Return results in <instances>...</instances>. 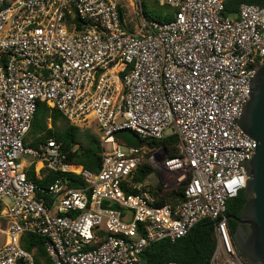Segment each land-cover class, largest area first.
<instances>
[{
	"label": "built area",
	"instance_id": "obj_1",
	"mask_svg": "<svg viewBox=\"0 0 264 264\" xmlns=\"http://www.w3.org/2000/svg\"><path fill=\"white\" fill-rule=\"evenodd\" d=\"M144 1L0 0V204L9 201L0 264H34L19 245L25 234L44 239L50 264H137L149 245L184 237L203 219L213 223L209 264H252L225 217L246 185L238 163L255 150L235 123L264 61V7L242 4L230 17L222 0H158L173 10L159 22L145 17ZM125 4L136 31L124 28ZM39 102L97 133L98 172L67 163L52 139L24 144ZM170 135L174 159L152 144ZM23 158L59 176L38 185ZM143 163L162 178V195L184 184L183 198L160 204L135 179Z\"/></svg>",
	"mask_w": 264,
	"mask_h": 264
},
{
	"label": "trees",
	"instance_id": "obj_2",
	"mask_svg": "<svg viewBox=\"0 0 264 264\" xmlns=\"http://www.w3.org/2000/svg\"><path fill=\"white\" fill-rule=\"evenodd\" d=\"M222 1L224 4V16H236L242 4L264 7V0ZM143 13L148 19L159 22H167L173 18L172 9L167 12L153 13L143 7ZM48 121L51 123L50 128L47 125ZM58 122L62 124L58 125ZM29 133L34 135L35 138L30 143H25L24 141L26 146L36 148L46 139H52L60 144L61 152L65 155L67 163L81 165L86 170L98 172L101 161L99 137L90 129H80L70 125L59 112L49 109L45 103H37ZM152 144L156 147H161L165 151L167 159H174L179 156L178 139L175 135L167 136L160 141H154ZM152 173L153 169L147 163H143L137 169L135 179L138 182H144ZM58 176V173H48L47 179L44 181H38L35 178L30 179L38 185H49L48 182H52ZM68 177L71 187H84L85 183L80 177L72 175H68ZM183 187L184 184L162 195L160 186L154 188V192L159 196L160 204L176 202L183 198ZM37 198L40 199L42 197L37 195ZM243 201L244 195L242 191L235 198L229 200L226 205L227 216L238 217ZM228 225L231 233H233L236 226L235 222L228 219ZM19 245L23 250L32 253L35 264H40V261L50 264L42 237L33 234L23 235L19 239ZM214 247L213 223L209 219H203L194 225L184 237L175 241L162 240L149 245L139 255L137 264H167L170 262L176 264H209Z\"/></svg>",
	"mask_w": 264,
	"mask_h": 264
},
{
	"label": "water",
	"instance_id": "obj_3",
	"mask_svg": "<svg viewBox=\"0 0 264 264\" xmlns=\"http://www.w3.org/2000/svg\"><path fill=\"white\" fill-rule=\"evenodd\" d=\"M247 88L249 99L241 104L235 124L255 142V150L250 160L238 163L247 177L240 214L225 218L236 224L232 237L240 256L249 263L264 264V61L254 71ZM116 137L128 146L140 144L133 133L119 132Z\"/></svg>",
	"mask_w": 264,
	"mask_h": 264
},
{
	"label": "rangeland",
	"instance_id": "obj_4",
	"mask_svg": "<svg viewBox=\"0 0 264 264\" xmlns=\"http://www.w3.org/2000/svg\"><path fill=\"white\" fill-rule=\"evenodd\" d=\"M124 11L126 13V16L124 17V21H125V24L124 25V28L125 30H128V31H136V28L139 26L138 24V21H137V18L135 17V15L133 14L131 8L129 5H126L124 6ZM143 7L146 8V10L148 11H151L153 13L155 12H167L169 10H171L169 7L167 6H160L159 3H158V0H145L144 1V4H143ZM230 17H234V16H230ZM62 123L61 122H58V125H61ZM48 128L51 127V123L50 121H48ZM94 132V131H93ZM33 138H35L34 135H32L31 133L27 134V136L24 138V141L25 143L26 142H31L33 140ZM107 146L110 147L109 144H107ZM147 184L150 186V187H160L164 184V182L162 181V178L157 174V173H152L148 178H147ZM172 189L168 188L166 189V193H169ZM164 195V194H163ZM3 202L6 204V205H9V201L7 199L3 200ZM2 205V203H1ZM1 223V221H0ZM4 239L5 237L3 236V234L0 233V246L2 247L3 244H4ZM40 264H46L45 261H40L39 262Z\"/></svg>",
	"mask_w": 264,
	"mask_h": 264
},
{
	"label": "crops",
	"instance_id": "obj_5",
	"mask_svg": "<svg viewBox=\"0 0 264 264\" xmlns=\"http://www.w3.org/2000/svg\"><path fill=\"white\" fill-rule=\"evenodd\" d=\"M69 123V122H68ZM71 125V124H70ZM79 128V127H78ZM80 129H88V128H80ZM92 132L94 131L93 129H90ZM93 133H95V132H93ZM96 135H97V133H95ZM98 136V135H97ZM99 137V136H98ZM100 141V140H99ZM44 142V141H43ZM42 142V143H43ZM27 143H30V142H27ZM41 144V143H40ZM39 144V145H40ZM38 145V146H39ZM28 147H31V146H28ZM33 148H35V147H33ZM37 148V147H36ZM21 163H22V165L26 168V172H27V176H28V178L30 179H33V178H35L36 180H38V181H44L45 179H47V176H48V174L46 173V170L45 169H43V167H42V165H41V163H37V164H35V165H30L29 164V159H27V158H23L22 160H21ZM76 166H81V165H76ZM72 176H74V175H72ZM74 177H77V176H74ZM30 179V180H31ZM33 181V180H32ZM49 184L51 183V181L50 182H48ZM47 183V184H48ZM42 186H47V185H42ZM7 207H8V205H6L5 203H2V205L0 204V221H1V223H0V233L1 234H3V236L5 237V235H4V231L6 230V228H7V225H8V219H7V217H6V213H7ZM26 235V234H25ZM4 242H5V239H4ZM1 247V246H0ZM26 251V250H25ZM28 252V251H27ZM28 253H30V252H28ZM31 255H32V253H30ZM32 258H33V255H32ZM48 258V257H47ZM34 260V259H33ZM49 260V259H48ZM34 264H35V262H34Z\"/></svg>",
	"mask_w": 264,
	"mask_h": 264
},
{
	"label": "flooded vegetation",
	"instance_id": "obj_6",
	"mask_svg": "<svg viewBox=\"0 0 264 264\" xmlns=\"http://www.w3.org/2000/svg\"><path fill=\"white\" fill-rule=\"evenodd\" d=\"M235 217V216H234ZM234 222V221H233Z\"/></svg>",
	"mask_w": 264,
	"mask_h": 264
}]
</instances>
